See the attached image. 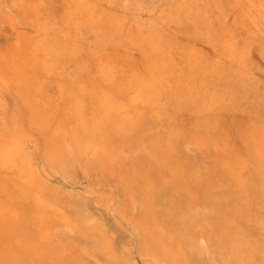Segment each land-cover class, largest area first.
Instances as JSON below:
<instances>
[{
    "label": "bare ground",
    "instance_id": "obj_1",
    "mask_svg": "<svg viewBox=\"0 0 264 264\" xmlns=\"http://www.w3.org/2000/svg\"><path fill=\"white\" fill-rule=\"evenodd\" d=\"M0 264H264V0H0Z\"/></svg>",
    "mask_w": 264,
    "mask_h": 264
}]
</instances>
